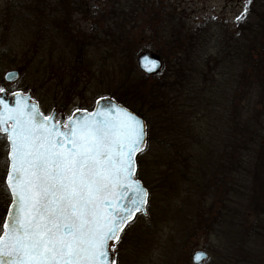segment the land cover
Masks as SVG:
<instances>
[{"label":"rangeland","instance_id":"1","mask_svg":"<svg viewBox=\"0 0 264 264\" xmlns=\"http://www.w3.org/2000/svg\"><path fill=\"white\" fill-rule=\"evenodd\" d=\"M254 1L237 24L246 0H0V57L45 114L70 117L116 96L146 116L150 211L117 264H193L199 251L202 264H264V80L254 77L263 69L243 61L256 35L246 23L264 3ZM147 52L163 65L150 79L137 64ZM197 138L213 153L190 163ZM7 205L0 194V223Z\"/></svg>","mask_w":264,"mask_h":264},{"label":"snow or ice","instance_id":"2","mask_svg":"<svg viewBox=\"0 0 264 264\" xmlns=\"http://www.w3.org/2000/svg\"><path fill=\"white\" fill-rule=\"evenodd\" d=\"M142 67L152 73L159 64L145 54ZM13 95L14 106L0 99L10 196L0 223V264H116L138 217L149 216L151 193L137 178V156L148 147L146 122L104 97L91 112L58 119L60 113L44 115L30 98ZM192 259L200 264L206 254Z\"/></svg>","mask_w":264,"mask_h":264},{"label":"trees","instance_id":"3","mask_svg":"<svg viewBox=\"0 0 264 264\" xmlns=\"http://www.w3.org/2000/svg\"><path fill=\"white\" fill-rule=\"evenodd\" d=\"M253 4H257V0H255L253 2ZM258 6L260 7V10H257L255 11V9H252L251 11V14H250V21L249 23L247 22V28L245 29V31H247L246 33L248 35H251L252 34V31L254 30L256 32V35H255V38L251 41H247L246 40V43L244 46L248 47L249 49V55L247 54L245 58H249V59H244L243 61L248 63L250 66V69H251V73L255 71V69L257 68V65L254 63L256 61H259L261 62L259 64V68H262L263 71L262 73L259 72V75H254V77H256L258 80H264V42H263V37L264 36V3L262 4H258ZM116 25L118 27V24L116 22ZM119 28V27H118ZM243 31V29L241 30ZM244 33V32H243ZM241 36L243 37H246L245 33L242 35L240 33ZM237 41L238 44H240V42H243V38L241 39V37L235 39ZM236 43V42H235ZM248 60L250 62H248ZM248 69V67H246ZM261 74V75H260ZM148 79H150L149 77H147ZM111 98L115 99L116 101H118L119 103H121L122 105L126 106L127 108L131 109L132 111H134L136 114L140 115L141 117L145 118L146 120V116L143 115V113H141L138 109H135L133 106H131L128 102V100H122L116 96H112ZM148 142L150 143L151 142V139L149 137L148 139ZM201 143V145H199ZM198 143V138L194 140V144H192V148L194 147V145L196 147H202V142ZM204 145L206 147H208V142L205 143L204 142ZM199 149V152L198 153H195V154H192V155H187V159H188V162L190 161V163H193V162H200L201 163V160H204L205 157L208 158L209 154H212V150H208V148L206 149H203L201 148ZM148 151V150H147ZM146 151V152H147ZM167 153H169L168 150H166ZM187 152V151H185ZM187 154V153H186ZM145 155V154H144ZM142 156L140 155L139 158H138V171H137V178L140 179L144 185H145V179L143 177V172H142V169L140 167V158ZM204 157V158H203ZM187 161V160H185ZM158 162V163H157ZM155 162V165L157 164H160L159 161ZM210 162V161H209ZM208 165V164H206ZM157 168V170H159L158 167H160L159 165L158 166H154ZM155 168V170H156ZM200 171L198 172L197 174V178H196V181L199 180V182H204L205 181V175L207 174L206 172H204V169H199ZM198 182L199 186H200V183Z\"/></svg>","mask_w":264,"mask_h":264},{"label":"flooded vegetation","instance_id":"4","mask_svg":"<svg viewBox=\"0 0 264 264\" xmlns=\"http://www.w3.org/2000/svg\"><path fill=\"white\" fill-rule=\"evenodd\" d=\"M18 19H19V17L17 16L16 19L14 18V20L10 23V24H14V27L12 30L16 31V34H15L16 36H18L17 34L19 33L18 29L16 27V25H18V23H19ZM1 29L5 30V29H3V27ZM3 43H4V38H3V35L0 34V48H1V45ZM1 51H2V49H1ZM3 51H6L5 45L3 47ZM10 72H17L18 77L14 80H10L9 79V77H10L9 73ZM21 75H22V73L17 67L12 66L10 68L7 65V63L5 62V60L2 57H0V86H3L6 89V93L0 94V99L10 101L11 102L10 104H12L13 103V97L15 96V95H13V93L14 92H20L23 95L30 96L32 102H37L39 107H40L41 112L44 115H49V114H45L44 111L42 110L41 102H38L35 99L34 90L33 89L28 90V88L21 85ZM61 116H63V115H60L58 117V119ZM7 156H8V152L6 149V141L3 138V134L0 133V194L2 196H4V199H6V201H9L10 196L6 190V174H7L8 168H9V162H8ZM5 216H6V214H4L2 222L5 220Z\"/></svg>","mask_w":264,"mask_h":264},{"label":"water","instance_id":"5","mask_svg":"<svg viewBox=\"0 0 264 264\" xmlns=\"http://www.w3.org/2000/svg\"><path fill=\"white\" fill-rule=\"evenodd\" d=\"M145 54H147L151 60H153V61H155L156 63L159 64V68H157V70H156L155 72L148 73V72H146V71L144 70V68L142 67V57H143ZM137 64H138V67H139L140 71H141L142 73H144L146 76H154V75H158V74L162 71V68H163V65H162V63H161V59H160V57H159L158 55L154 54V53H151V52H147V53L142 54V55L138 58V60H137ZM9 76L11 77L10 80H14V79H16V78L18 77V73H17V72H11V73H9ZM24 97H25V99H28V98L31 99L30 96H24ZM30 99H28V102H29V103H32V102L30 101ZM15 100H16V97L14 96V97H13V103H12V104H10V103H11L10 101H7V102L9 103L10 106H14V105H15ZM106 100L111 101L112 104L118 105V106H120V107H122V108L128 110V111L131 112L134 116H136L138 119H141V120L144 121V119H143L142 117H140L139 115L135 114L134 112H132V111L129 110L128 108L124 107L123 105L119 104L117 101H115V100H113V99H111V98H106ZM35 104H36V103H35ZM37 105H38V104H37ZM106 106H107V103H106ZM96 107H97V104H95V108H94V110L96 109ZM54 112H56V111H54ZM74 113H75V112H74ZM77 114L79 115V113H77ZM72 115H73V114H72ZM62 118H63V117H62ZM138 155H139V154H138ZM8 210H9V209H8ZM197 253H205V252H197ZM205 254H206V259H204L203 261H201L200 264H202L205 260H207L208 255H207V253H205ZM115 258H116V254H115ZM192 261H193V259H192ZM193 264H195L194 261H193Z\"/></svg>","mask_w":264,"mask_h":264}]
</instances>
